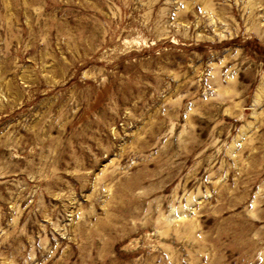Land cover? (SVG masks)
<instances>
[{"label": "rangeland", "instance_id": "obj_1", "mask_svg": "<svg viewBox=\"0 0 264 264\" xmlns=\"http://www.w3.org/2000/svg\"><path fill=\"white\" fill-rule=\"evenodd\" d=\"M0 264H264V0H0Z\"/></svg>", "mask_w": 264, "mask_h": 264}]
</instances>
